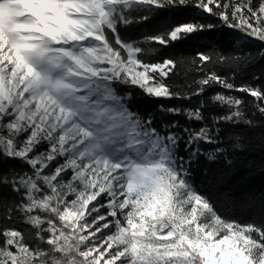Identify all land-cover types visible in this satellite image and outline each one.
I'll list each match as a JSON object with an SVG mask.
<instances>
[{"label":"snow or ice","instance_id":"snow-or-ice-1","mask_svg":"<svg viewBox=\"0 0 264 264\" xmlns=\"http://www.w3.org/2000/svg\"><path fill=\"white\" fill-rule=\"evenodd\" d=\"M187 6L259 41L264 58V0H0V161L30 169L0 176L19 197L0 200V210L27 226L0 230V264H264V224L222 216L195 187L200 152L192 148L216 143L212 130L187 126L184 139L172 122L161 133L120 89L191 99L218 84L252 97L264 117V86L237 88L209 70L181 93L166 82L176 61L143 59L152 45L166 48L217 25L186 21L140 39L122 35L148 13ZM225 59L200 52L193 63L203 71ZM244 103L215 93L196 108L161 111L202 122L204 109L216 106L228 111L213 128L252 125Z\"/></svg>","mask_w":264,"mask_h":264},{"label":"trees","instance_id":"trees-1","mask_svg":"<svg viewBox=\"0 0 264 264\" xmlns=\"http://www.w3.org/2000/svg\"><path fill=\"white\" fill-rule=\"evenodd\" d=\"M147 15L150 16L148 21L130 25L122 35L127 39H140L145 34L155 33L157 30L165 31L175 24L186 21L217 25L210 32L194 34L166 48L152 45L156 51L143 54V59L147 62H161L164 59L176 61V67L172 69L166 80L173 91L188 93L196 89L198 85L195 81L202 78L209 70L229 80L237 88L242 85L264 86V58L259 56L261 48L259 41L245 37L235 29L227 28L218 18L202 13L192 6L156 10ZM200 52L213 55L214 59L217 55H222L226 59L223 63L219 61L215 64L210 63L201 71L193 63ZM120 89H127L132 94L133 111L143 118L154 117V125L161 133L168 130L166 125L179 122L178 131L184 139H187L185 127L190 126L193 130H199L207 125L212 130L216 143L201 141L192 148L193 151L198 149L200 152L192 163L195 187L211 197L222 216L241 225L253 222L264 224V117L257 111L252 97L246 93L222 88L218 84L207 88L203 95L192 96L191 99L153 98L142 93L138 88H129L126 85H121ZM215 93L241 98L245 102L241 106L245 118L251 120L252 125L242 122H219L213 128V120L228 111L226 108L216 106L204 109L206 119L202 122L189 121L183 115L172 116L161 111V105L165 108L193 109L199 106L200 101L207 100ZM171 131L175 132L177 129L173 128ZM217 148L222 151L215 152ZM214 152L216 159L209 160L208 154ZM180 154L187 156L188 153L182 148ZM13 170L30 171L27 165L19 161H0V176H7ZM0 200L11 203L14 200L18 201L19 197L10 188L0 186ZM6 227L21 230L27 228L18 214L13 215L9 220L5 212L0 210V230ZM25 237L29 238L27 231Z\"/></svg>","mask_w":264,"mask_h":264}]
</instances>
